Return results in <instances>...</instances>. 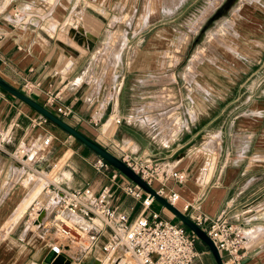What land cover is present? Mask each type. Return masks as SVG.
<instances>
[{
  "label": "crops",
  "instance_id": "1",
  "mask_svg": "<svg viewBox=\"0 0 264 264\" xmlns=\"http://www.w3.org/2000/svg\"><path fill=\"white\" fill-rule=\"evenodd\" d=\"M200 1L184 0L173 11L179 12V15H190L200 6ZM245 1L247 0H235L231 5L234 6L232 13L229 11L230 6L229 16L220 18L231 19L233 16V29L238 32V37H255V34L264 31V0H258L260 4H257V0ZM101 5L98 0H0V78L115 157L120 158L122 152H125L140 159H152L158 167L183 174L184 180L181 183L166 178L163 184L155 181L151 188L162 189L165 193H176L178 200L174 207L180 212L186 204L210 217L223 210L229 222L245 230L252 228L246 232L249 238L243 233L244 250L240 264H264V199L259 201L246 198L245 188L238 191L235 186L246 177L227 171V153L213 165L210 163L209 150L202 152L200 148L192 149L187 156L180 153L178 160L173 163L174 166L169 160L158 162L159 159L154 158H159L161 149H170L172 141L174 143V138H171L169 146H166L168 141H163L155 128L153 120L156 116H148L157 112L153 107L158 105V93L163 89L161 75H150L149 79L142 80L134 78L135 90L133 96H130L131 88H127L125 84L129 69L123 68L128 64L125 58H121V53L114 80L113 75H109L108 64L104 68L99 66L96 61L97 54L101 44L106 41L103 24H107L108 19L91 8ZM226 18L221 22L223 26L229 23ZM211 34L209 31L208 35ZM199 52V47L192 52L187 64L180 71L181 77L185 76ZM201 67L198 68L199 72L205 71ZM169 75L172 76L173 73ZM172 77L170 80L174 82L168 85L170 101L167 103L171 109L179 104L176 105L177 112L171 113L174 124H170L175 127L176 135L173 134L172 137H175V141L183 139L184 144L193 140L196 134L189 132V126L196 121V115L194 112L189 114L188 108L181 104L186 102L193 105L194 101L185 83L181 86L183 94L178 98L176 80ZM24 84H27V89ZM47 94L56 97L52 106L45 104ZM151 104L154 106L150 108ZM56 106L69 108V115L58 116L55 113ZM136 113L140 114L139 117L143 116L138 124L132 120ZM163 113L166 111L156 115ZM38 116L27 105L0 90V131L5 136V143L0 148V232L2 227L8 233L0 238H11L10 234L25 212L33 193L40 191L49 181L40 174L43 182H39L36 188L30 187L24 195L23 188L12 186L14 164L17 162L11 163L3 156L6 157L16 147L37 146L43 138H50L49 146L39 153L41 156H38L37 162L25 165L31 169L36 163L44 162L45 174L53 172L51 179L54 183L47 184L45 189L54 185L65 190L88 187L93 192H98L107 184V180L93 170L95 155L90 150L48 121L38 127H31L30 121ZM116 118L119 119L118 123L115 122ZM183 135L187 136L183 138ZM220 135L221 132L216 131L209 133L208 138L213 141L212 139H218ZM200 136L205 138L204 135ZM180 146V143H176L161 160L170 159L171 152ZM195 150L198 151L196 158L193 157ZM60 163L59 168L54 170ZM210 166L217 168V171L214 169L206 177L205 173ZM118 180L129 181L120 174ZM43 190L37 198L43 197ZM109 204L111 208L124 214L128 221H132L139 214L138 202L118 190H113ZM151 210L165 219L174 220L161 206L153 204ZM15 214L17 215L5 227L6 218ZM26 227L27 231L23 233ZM28 230L31 234L27 242L23 243ZM32 239L37 243H33ZM17 240L26 245L31 241L32 246L35 245L29 261L31 263L21 261V264H46L44 260L49 253V243L58 241L53 233H43L28 223L18 233ZM196 247L201 252L200 247ZM199 263L214 264L209 254L193 260L191 264Z\"/></svg>",
  "mask_w": 264,
  "mask_h": 264
},
{
  "label": "rangeland",
  "instance_id": "2",
  "mask_svg": "<svg viewBox=\"0 0 264 264\" xmlns=\"http://www.w3.org/2000/svg\"><path fill=\"white\" fill-rule=\"evenodd\" d=\"M182 1L184 0H98L102 5L91 9L108 19L107 24H103L105 36L107 35L108 39L106 37L105 44L99 47L96 61L102 68L108 64L109 75H113V79L121 53V58H125L128 64L123 68L129 69L125 84L127 88H131L130 96H133L135 90L134 78L142 80L149 79L150 75L157 77L161 75L163 89L158 93L159 103L155 107H153L154 104L149 105L157 112L145 115L156 116L153 120L155 128L159 132L158 136L163 141H168L166 146H169L173 138L174 143L172 141L169 148H174L176 143H180L181 146L177 150L174 149L170 159L166 160H161V157L167 155L170 149H161L160 157H154L159 159L158 162L169 160L174 166L173 163L178 160L180 153L187 156L192 149L200 148L202 152L205 149L209 150L210 163L213 165L218 158H223L224 153H227V171L246 177L235 187L238 191L245 188L246 198L251 197L261 201L264 199V31L258 32L255 37H238V32L233 29V16L231 19L220 18L225 15L229 16L228 9L235 3V0L218 1L214 9L211 8L213 0H201L200 6L190 15L174 13L173 8ZM251 1L256 0L245 2ZM257 4L260 2L258 1ZM232 7L234 6L230 7V13H232ZM207 11L208 14H206ZM96 13L93 14L96 15ZM224 18L229 20L227 26L221 24ZM209 31L212 32L211 35H208ZM198 47L200 48L199 54L192 61L185 76L181 77L180 71ZM201 66L205 68V71L199 72L198 68L201 69ZM170 73H173L172 76L176 80L178 98H181L183 94L181 86L185 83L194 101L193 105L186 104V102L181 104L188 108L189 114L194 112L196 115V121L189 126V132H196V134L193 140L184 144H182L183 139L175 141V137H172L175 127L170 124L174 122L171 119V113L172 111L177 112L175 111L178 109L176 105L179 104L171 109L170 104L167 103L170 101L168 99L170 86L168 85L174 82L170 80L173 78L169 75ZM150 79L153 80V78ZM163 111L166 113L156 115ZM139 115L136 113L132 116L136 124L143 118ZM216 131L221 132L220 137L210 141L209 133ZM200 135H204L205 138H201ZM217 142L219 145H216ZM219 152H221L220 157ZM197 153L198 151L193 153L194 158L197 157ZM3 158L9 159L11 163L17 162L14 164L15 173L12 186L23 188L22 195L30 187L43 182L40 180L42 174L49 179L47 184L53 182L51 179L53 172L45 174L44 162L36 163L29 169L12 156V151ZM60 165L61 163L54 170H57ZM214 169L217 171V168L210 166L205 173L206 177L212 174ZM47 184H44L40 191L33 193L28 206ZM154 204L160 207L159 204ZM164 212L170 215L165 209ZM16 215L6 218L4 226L7 227ZM26 215L25 210L12 230L11 238H0V264H21V261H24L23 263L30 261L35 245L32 246L31 241L27 245L23 244L27 242L30 231L28 230L23 243L17 240L18 233L27 224ZM27 228L23 230V233L27 231ZM250 229L242 228L246 237H248L246 232ZM7 234V231L1 227L0 237ZM32 240L33 243H37L35 239ZM200 242L196 238L195 244L201 250L198 252L195 245L197 258L207 256L205 253L207 249L205 250L206 247ZM73 260L75 263L90 264L89 258Z\"/></svg>",
  "mask_w": 264,
  "mask_h": 264
},
{
  "label": "built area",
  "instance_id": "3",
  "mask_svg": "<svg viewBox=\"0 0 264 264\" xmlns=\"http://www.w3.org/2000/svg\"><path fill=\"white\" fill-rule=\"evenodd\" d=\"M27 84L24 88L27 89ZM56 97L47 94L45 104L52 106ZM55 113L66 117L70 110L56 106ZM38 116L30 121L31 127L45 124ZM115 122H119L116 118ZM5 136L0 131V148ZM50 144L45 137L37 146H18L12 156L24 165H33L41 151ZM149 187L153 179L165 182L172 178L177 183L184 175L172 169L158 167L152 159H140L122 152L119 158ZM93 170L107 180L98 192L88 187L65 190L49 185L43 197L34 199L26 208V222L43 233H53L57 239L49 243L53 258L62 256L75 264L73 259L89 258L90 264H191L197 257L196 238L173 219H165L151 210L155 203L137 185L119 181V172L101 158L94 156ZM121 175V174H120ZM113 190L132 198L139 204V214L128 221L127 217L111 208L109 200ZM173 205L178 200L174 192L154 190ZM199 227L216 248L222 264H240L244 250L243 230L228 221L223 210L207 216L192 206L184 205L182 212ZM187 213V214H185ZM207 253V252H206ZM95 254V255H94ZM208 254V253H207Z\"/></svg>",
  "mask_w": 264,
  "mask_h": 264
},
{
  "label": "water",
  "instance_id": "4",
  "mask_svg": "<svg viewBox=\"0 0 264 264\" xmlns=\"http://www.w3.org/2000/svg\"><path fill=\"white\" fill-rule=\"evenodd\" d=\"M0 90L6 92L7 94L11 95L12 97L27 105L37 114L44 117L49 123L58 127L70 137L74 138L85 148L90 150L95 156L101 158L103 161L108 163L127 180L137 185L144 193H146L150 198H152L155 203L159 204L163 209H165L173 218H175L180 224H182L187 230H189L195 238H197L205 245L207 253L211 256L214 264H222L216 248L212 244L211 240L205 235V233L193 222H191L188 217L181 213L177 208H175L173 205L168 204L164 198L159 196L151 187H149L143 180H141L139 176H137L133 171H131L119 158L115 157L108 151L99 147L91 140L87 139L77 130L61 121L59 118L47 111L41 105L31 100L26 95L20 93L17 89L4 82L1 78ZM44 261L46 264H70L69 261L62 256L53 258V254L51 252L47 254ZM94 264H97V262H94Z\"/></svg>",
  "mask_w": 264,
  "mask_h": 264
},
{
  "label": "bare ground",
  "instance_id": "5",
  "mask_svg": "<svg viewBox=\"0 0 264 264\" xmlns=\"http://www.w3.org/2000/svg\"><path fill=\"white\" fill-rule=\"evenodd\" d=\"M219 0H213V1H211L213 4H212V9H214V7H215V4L217 5V2H218ZM221 1V0H220ZM211 6V5H210ZM204 17V16H203ZM114 54V53H113ZM7 135V134H6ZM9 139V138H8ZM39 157H40V154L38 155ZM37 162V161H36ZM155 181H159V180H157V179H153L151 182H150V186L152 187V184L155 182ZM175 205V204H174Z\"/></svg>",
  "mask_w": 264,
  "mask_h": 264
},
{
  "label": "trees",
  "instance_id": "6",
  "mask_svg": "<svg viewBox=\"0 0 264 264\" xmlns=\"http://www.w3.org/2000/svg\"><path fill=\"white\" fill-rule=\"evenodd\" d=\"M176 222H178L177 220H176ZM183 226V225H182ZM184 227V226H183ZM185 228V227H184ZM204 247H205V245L202 243V242H200ZM205 250H206V248H205Z\"/></svg>",
  "mask_w": 264,
  "mask_h": 264
}]
</instances>
